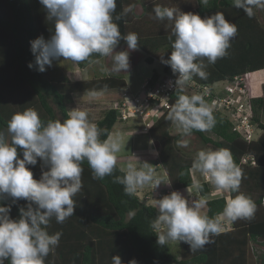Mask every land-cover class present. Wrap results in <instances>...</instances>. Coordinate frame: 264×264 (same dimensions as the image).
<instances>
[{"label":"trees","instance_id":"1","mask_svg":"<svg viewBox=\"0 0 264 264\" xmlns=\"http://www.w3.org/2000/svg\"><path fill=\"white\" fill-rule=\"evenodd\" d=\"M115 2L112 20L118 25L121 34L117 46L127 45L124 37L129 33H137V49L146 55L145 62L148 64L153 62L152 56L157 52L163 49L172 51L175 40L172 29H163L169 21L164 20L157 25L152 22L154 7L169 5H161L159 0L152 3L149 0H139L142 14L134 19L132 10L125 13L126 8L132 9L136 4L133 0ZM196 2L195 8L188 6L183 12L199 14L201 18L222 12L226 20L236 25L238 31L225 57L217 59L214 64H209L207 58H203L207 77L193 75L191 80L213 85L232 81L238 76L245 78L246 75L248 77L264 70V25L258 18V8L249 17L242 9L234 7L233 0ZM53 33L54 21L47 19V13L39 0H0V129L7 128L13 114L28 108L35 109L44 124L53 120L62 122L67 118L69 107L73 103V94L88 93L93 89L124 90L122 94L125 92V80L117 74L70 82L66 78L51 81L43 72L37 71L30 41L41 36L48 40ZM102 58L94 54L88 61L75 63L84 68ZM30 63L33 64L32 69L28 67ZM171 70L170 65L164 63L163 72ZM161 74L153 72L148 81L154 82ZM247 89L252 121L261 130L255 141H243L230 123L214 112L215 126L207 132L193 130L191 135H196L205 145L215 150H231L236 166L242 171L239 192L249 196L255 204V212L251 218L231 222L229 230L212 235V243L205 245L202 250L191 252L188 244L179 242L181 259L178 260L171 253L168 244H157V233L151 226L157 216L156 208L146 205L135 193L126 194L122 184L113 182L114 177L123 176L126 171L116 165L112 176L103 180L94 179L85 160L81 164L83 187L73 197L76 204L73 216L62 224L57 223L53 217L47 227L50 235L61 232L62 236L58 247L45 258V264H112L113 256H119L122 264H128L133 259L137 264H264V207L261 204L264 197V123L259 120L260 112L264 113V95L262 98H252L248 87ZM179 94L185 93H181L180 89L173 92L171 108ZM114 105L95 123L103 130L101 140L109 137L113 126L119 121ZM170 111L171 109L152 126L147 137L158 147L157 164L167 181H171L170 189L179 191L200 183L194 181L192 162L195 158H186L176 151L175 143L184 136L181 132L172 133ZM205 132L211 134V137H207ZM244 156L253 157L255 165L241 164L240 160ZM18 158L23 159L20 149ZM26 167L36 180L40 179L42 171H47L39 158L35 166ZM200 185L202 187L198 195L207 198L205 213L215 218L222 213L227 200L224 197L210 198L209 189L204 184ZM229 194L231 199L238 193ZM27 203L23 199L13 202V198L6 194L0 198V206L11 207L9 216L14 220L19 219V209ZM4 264H10V260H5Z\"/></svg>","mask_w":264,"mask_h":264},{"label":"clouds","instance_id":"2","mask_svg":"<svg viewBox=\"0 0 264 264\" xmlns=\"http://www.w3.org/2000/svg\"><path fill=\"white\" fill-rule=\"evenodd\" d=\"M39 3L47 19L54 21V33L48 40L41 36L30 41L37 71H46L60 58L80 63L94 54L112 57L111 72L128 69V50L137 49L139 37L137 33L127 34L123 40L128 50L114 51L121 40L119 27L112 20L115 0H39ZM233 5L251 17L256 8H264V0H233ZM131 10L126 8L125 13ZM153 12V19L172 22L175 40L164 63L179 74L175 88L181 93L193 75L207 77L203 58L214 64L225 57L238 31L222 12L201 18L199 14L181 12L178 7L160 5ZM28 67L32 69L33 64ZM101 94L102 91L94 89L88 92L90 97ZM169 119L183 136L191 135L193 130L209 131L216 124L213 109L202 94H179ZM102 134L103 130L90 121L88 111L77 107L69 110L62 122L53 120L47 124L42 123L35 109L28 108L13 114L7 128L0 129V198L6 194L13 202L19 199L28 202L19 209V219L15 220L9 216L10 206H0V264L5 260H10V264H45V258L58 247L62 236L61 232L50 235L47 227L53 217L62 224L73 216L76 208L73 197L83 187V161L87 160L94 179L113 175L121 150L120 139L113 135L101 140ZM18 149L22 150L23 159L18 158ZM37 158L47 168L39 180L26 167L35 166ZM136 160V164L127 165L123 176L114 177L113 182L122 184L126 194L148 185L153 189L162 183L170 186V180L163 182L154 177L153 165ZM192 169L206 176L217 191L238 194L227 201L215 218L203 211L207 206L204 198L189 200L173 191L161 199H153L157 216L151 226L160 246L170 241L184 242L191 252L202 250L212 243V235L222 231L221 218L235 222L251 218L255 212L252 199L239 192L242 171L230 149L198 151ZM201 187L195 185L197 191ZM111 260L112 264H122L119 256ZM128 264L137 261L133 259Z\"/></svg>","mask_w":264,"mask_h":264},{"label":"rangeland","instance_id":"3","mask_svg":"<svg viewBox=\"0 0 264 264\" xmlns=\"http://www.w3.org/2000/svg\"><path fill=\"white\" fill-rule=\"evenodd\" d=\"M258 18L260 22L264 25V14L262 13V10L258 8ZM122 46H117L114 50L115 52L125 51L128 50L127 48H121ZM129 51V67L125 71H121L119 73L125 72V75H121L123 78L128 80L130 90L127 92H130L132 94L137 93L138 87L140 83L146 79L150 78L152 73L155 71L159 63L155 62L154 65H150L145 62V56L138 52L137 50H128ZM113 60L112 57H104L96 62H94L91 67L87 70V73H81V76L76 73H78V70L75 68L76 63L71 60H63V58H60L59 60L53 61L51 67H47L46 71H44V75L49 80H60L63 78H66L68 80H82V79H90L91 77L101 75L102 70L104 69V72H107L106 75H110L111 72ZM156 65V66H155ZM160 71V68L157 69ZM72 72H75L72 74ZM115 73V72H114ZM117 75H120V74ZM112 74V73H111ZM148 78V79H149ZM248 81H250L252 84L255 83L256 76L255 74L248 75ZM70 81V82H71ZM254 87V86H252ZM122 90H113L106 93H102L101 95L97 97H90L88 93L84 94H74L72 95V100L74 99L75 103L70 106L69 110L77 107L80 108L83 106V108L87 107L90 110L91 115V122L94 123L100 118H102L104 112H106L108 109H110L116 101H119L122 95ZM103 94H105L103 96ZM122 123L118 122L115 127L112 129L113 135L119 136L120 144H121V150L119 153H117V166L123 170L126 171L128 164H136L137 160L136 158L141 162H148L151 165L154 166V171L156 166L160 169L159 165L157 164V153H158V147L154 146V148H151L149 145V139L147 137V134L143 133L142 131H139L137 122L135 123H125L129 125L130 129L129 131L132 132L130 135L123 134L125 133V130L121 126ZM180 132V130L177 128V126L173 123L172 133ZM207 132V131H206ZM205 135L207 137H211V134L206 133ZM259 131H257V135ZM135 133V134H134ZM112 135V136H113ZM186 141V144L184 143ZM176 151L186 157V158H196V154L198 151L202 149H213L209 145H205L196 135H189L184 136L182 139L178 141V143H175ZM161 170V169H160ZM162 171V170H161ZM157 172V171H156ZM198 179L200 177V173H197ZM196 174L194 173V181L196 180ZM182 195L185 194V198L188 199V197H191V199H197L199 197L198 192L195 187L187 188L182 191H180ZM195 196V197H194ZM206 209V208H205ZM204 209V210H205ZM203 210V211H204ZM177 245V243H176ZM174 253H179V248L176 246V250Z\"/></svg>","mask_w":264,"mask_h":264},{"label":"built area","instance_id":"4","mask_svg":"<svg viewBox=\"0 0 264 264\" xmlns=\"http://www.w3.org/2000/svg\"><path fill=\"white\" fill-rule=\"evenodd\" d=\"M178 76L179 74L173 70L164 72L154 82H145L139 93L124 92L119 102L113 107L117 112L118 120L122 123L137 122L140 131L148 133L152 126L171 109V96L175 90L179 89L175 88ZM183 91L187 95L202 94L213 112L226 119L246 143L258 138V129L252 121L249 92L243 76L213 85L199 84L190 80ZM240 163L254 166L255 160L251 156H244ZM197 182L209 188L212 197H224L227 201L229 200V192L217 191L208 178L201 173ZM159 196L162 197L164 194ZM261 204L264 207V197L261 199ZM221 223L224 231L225 223L223 220Z\"/></svg>","mask_w":264,"mask_h":264},{"label":"crops","instance_id":"5","mask_svg":"<svg viewBox=\"0 0 264 264\" xmlns=\"http://www.w3.org/2000/svg\"><path fill=\"white\" fill-rule=\"evenodd\" d=\"M136 4L133 6V8H132V12H133V15H134V19H137V18H139L140 17V15L142 14V8H141V6H140V4H139V0H133ZM152 1H154V0H149V2H151L152 3ZM159 2L161 3V5H165V6H167V5H169V7H178V9L181 11V12H183L184 11V9L185 8H188V6L189 7H191V8H195V6H196V4H197V2H196V0H159ZM261 10H262V13L264 14V8H260ZM192 11V10H191ZM154 16V13L152 14V17ZM152 22H154L155 24L154 25H157V24H159V23H161V21L160 20H156V19H153L152 18ZM158 27V26H157ZM163 29H168V30H170V29H172V22H170L169 21V24H167V25H165L164 26V28ZM152 30H154V29H152ZM158 29H156L155 31L157 32V34L159 33V31H157ZM161 31V30H160ZM166 32V31H165ZM120 46H122L121 48H127V45H119V47ZM138 52H140V53H142L141 51H139L138 49H136ZM145 57H146V55L144 54V53H142ZM170 54H171V52H170V50L169 49H163V50H161V51H159V52H157L156 54H154L152 57H153V62L150 64V65H154L155 64V62H156V64H157V62L159 63V65L157 66V68L155 69V71L154 72H156L157 74H161L162 72H163V68H164V61H166L168 58H169V56H170ZM104 58V57H103ZM92 65V64H91ZM91 65H88V66H86V67H84V68H80V67H78L77 65L75 66V68L78 70V73H76L77 75L79 74L80 76H81V73H87L89 70V68L91 67ZM156 66V65H155ZM158 68H160V71H158L157 69ZM88 70V71H87ZM104 72V69L102 70V72H101V75H98V76H93V77H91L90 79H93V78H98V77H102L103 75H106V73L107 72H105V73H103ZM73 73H75V72H72V74ZM116 74V73H114V72H110L109 74ZM118 74V73H117ZM120 75H123V77H124V75H125V72H122V73H119ZM153 74V73H152ZM253 74V73H252ZM152 76V75H151ZM255 76H256V81H255V83L254 84H252L250 81H248V78H247V75L245 76V80H246V84H247V87L249 88V91H250V93H251V97L252 98H255V99H258V98H262L263 97V95H264V91H263V86H264V70H260V71H258V72H256L255 73ZM149 78V77H148ZM148 78H146V79H144L141 83H140V85H139V87H138V90H137V93H139L140 91H141V86H142V84L143 83H145V82H147L149 79ZM90 79H80V80H69V81H71V82H77V81H85V80H90ZM124 80H125V83H126V89H125V92H127V91H129L130 90V86H129V83H128V80L127 79H125L124 78ZM51 81H54V80H51ZM252 86H254V87H252ZM110 91H113V90H110ZM122 91H124V90H122ZM98 92H101V91H98ZM107 92H109V91H102V93H106L107 94ZM84 94V93H83ZM135 94V93H134ZM74 95V94H73ZM105 94H103V96H104ZM73 98V97H72ZM75 103V101H74V99H73V103H72V105ZM72 105H70V106H72ZM70 108V107H69ZM81 109H86L87 111H88V114H90V110L86 107H84L83 108V106H81L80 107ZM109 110V109H108ZM107 110V111H108ZM106 112H104V114H105ZM104 114H103V116H104ZM102 116V117H103ZM91 115H89V119H90V121H91ZM100 119H102V118H100ZM99 119V120H100ZM259 120H260V123H264V113L263 112H260V114H259ZM98 121V120H97ZM96 121V122H97ZM96 122H94V123H96ZM118 122H120V121H118ZM117 122V123H118ZM116 123V124H117ZM120 123H122V122H120ZM115 124V125H116ZM115 125L113 126V127H115ZM121 126H122V128L125 130V133H123V134H126V135H130V134H132V132L131 131H129V129H130V127H129V125H127V124H125V123H122L121 124ZM139 128V127H138ZM113 129V128H112ZM139 131H140V129H139ZM259 131V130H258ZM260 133H261V130L258 132V134L260 135ZM135 134V133H134ZM145 134H147V133H145ZM113 135V133H112V130H111V133H110V135L109 136H112ZM259 135H257V136H259ZM149 139V138H148ZM149 145L151 146V148H154V145L152 144V142L150 141V139H149ZM157 171V172H156ZM154 177L155 178H158V179H160V180H162L163 182H168L167 181V179H166V177H165V175H164V173L158 168V166H156V168H155V171H154ZM192 187H195V186H192ZM192 187H189V188H192ZM187 189V188H186ZM182 190H184V189H182ZM182 190H179V192L180 191H182ZM171 192H173L171 189H170V187L168 186V185H166V184H161V185H159L156 189H153V187L151 186V185H148V186H144L143 188H140V189H138L136 192H135V194H136V196L140 199V200H142L146 205H152V206H154L153 205V199H161L162 197H164L165 195H168V194H170ZM198 192V191H197ZM159 194H164V196H162V197H160L159 196ZM183 196H185V194L183 195ZM186 197V196H185ZM195 197V196H194ZM188 199L189 200H193V199H191V197H188ZM195 199V198H194ZM195 200H199V197L197 198V199H195ZM206 210H207V207H206V209L204 210V212H206ZM221 220H223L224 221V223H225V226H224V231L222 230L221 232H225V231H227V230H229L230 229V227H231V222H229V221H227L226 219H223V218H221ZM220 232V233H221ZM176 243L177 242H169V243H167L169 246H170V251H171V253L175 256V258L176 259H178V260H180L181 259V252H180V245H179V242H178V244L176 245ZM176 246H178V248H179V253H174L173 252V250L175 251L176 250Z\"/></svg>","mask_w":264,"mask_h":264},{"label":"bare ground","instance_id":"6","mask_svg":"<svg viewBox=\"0 0 264 264\" xmlns=\"http://www.w3.org/2000/svg\"><path fill=\"white\" fill-rule=\"evenodd\" d=\"M168 72H169V71H168ZM163 73H164V72H163ZM143 84H144V83H143ZM143 84H142V85H143ZM141 88H142V86H141ZM197 173H199V172H197ZM195 174H196V171H195ZM197 177H198V175L196 174V177H195V179H196L195 181H196V182L198 181V178H197ZM197 183H198V182H197ZM208 189H209V188H208ZM209 192H210V190H209ZM200 198H204V199L207 200V198L202 197V196L199 195V199H200ZM210 198H218V197H212V196L210 195ZM219 198H220V197H219Z\"/></svg>","mask_w":264,"mask_h":264}]
</instances>
